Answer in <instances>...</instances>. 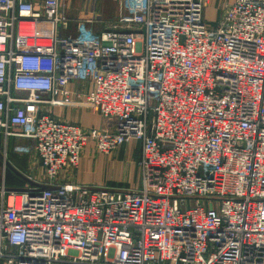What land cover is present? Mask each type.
Segmentation results:
<instances>
[{"label": "built area", "instance_id": "2783aa9c", "mask_svg": "<svg viewBox=\"0 0 264 264\" xmlns=\"http://www.w3.org/2000/svg\"><path fill=\"white\" fill-rule=\"evenodd\" d=\"M66 1L0 0V131L32 141L15 149L50 186L2 191L0 260L264 264V0H232L213 24L209 0H117L102 32L64 16ZM42 105L84 106L115 131ZM131 139L139 189L58 183L88 140L106 154Z\"/></svg>", "mask_w": 264, "mask_h": 264}, {"label": "crops", "instance_id": "0c3cea01", "mask_svg": "<svg viewBox=\"0 0 264 264\" xmlns=\"http://www.w3.org/2000/svg\"><path fill=\"white\" fill-rule=\"evenodd\" d=\"M102 1L106 2L103 5V10L102 8L99 9V3ZM231 1L209 0V3L204 7L207 22L213 24L222 15L226 3H230ZM211 8L213 9L210 10ZM63 14L67 18H91L93 20L91 23L92 29L95 32H102L114 27V20L119 14V6L117 0H68L64 5ZM109 16L112 19H108ZM70 26L73 27L74 24L71 23ZM90 87V80L77 79L69 83L70 90L77 94L86 93ZM14 94L22 95L19 92H15ZM46 97L44 95V98ZM41 109L42 112L48 113L59 121L76 124L83 129L95 128L99 131H115L113 120L102 117L97 112H93L84 106L42 105ZM17 145L31 146L32 141L24 137L5 135L0 131V204L3 192L11 190L16 192L28 191L38 188V185H44L46 182L44 167L39 157L34 153H23L16 150L15 147ZM111 155L113 157L117 156L119 164L122 167L128 165L127 168L134 173L139 167L140 142L131 139L121 144L113 154H105L96 149L93 141L88 140L82 150L76 169L69 173H61L58 177V183L69 186H91L101 182L98 167L104 157L108 158V162L113 159ZM120 180L124 181V184L116 182L118 189L121 190L115 191L139 189V185L135 184L133 179L129 180L128 176ZM0 264H4V262L0 260Z\"/></svg>", "mask_w": 264, "mask_h": 264}, {"label": "rangeland", "instance_id": "374dc122", "mask_svg": "<svg viewBox=\"0 0 264 264\" xmlns=\"http://www.w3.org/2000/svg\"><path fill=\"white\" fill-rule=\"evenodd\" d=\"M106 4V2L102 1L99 3V9L102 8L103 10V5ZM211 8L210 10H212ZM104 18V17H103ZM203 18L207 21L206 14L203 10ZM108 19H112V17L109 16ZM114 19V18H113ZM113 154V152H111ZM112 156V155H111ZM111 159L108 162V158L104 157L102 163L99 165V173H100V181L96 184H93L91 186H87L91 189H106L110 191H115V190H121L118 189V184L116 182H119L120 184H124V181L120 180L121 178L124 179L125 176H128L129 180L133 179L134 183L139 185L140 188V174L141 171L139 172L140 168L136 169L134 173L132 170H129L127 167L128 165H124L123 167L119 164L118 157H111ZM114 160V161H113ZM123 164V163H122ZM123 190V189H122Z\"/></svg>", "mask_w": 264, "mask_h": 264}, {"label": "water", "instance_id": "95a60500", "mask_svg": "<svg viewBox=\"0 0 264 264\" xmlns=\"http://www.w3.org/2000/svg\"><path fill=\"white\" fill-rule=\"evenodd\" d=\"M37 187H38V188H35V189L41 190V189L49 188L50 186L44 184V185H38ZM11 191H12V190H11Z\"/></svg>", "mask_w": 264, "mask_h": 264}]
</instances>
